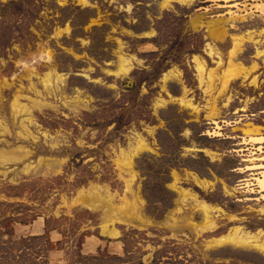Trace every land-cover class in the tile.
Returning <instances> with one entry per match:
<instances>
[{
	"label": "rangeland",
	"instance_id": "rangeland-1",
	"mask_svg": "<svg viewBox=\"0 0 264 264\" xmlns=\"http://www.w3.org/2000/svg\"><path fill=\"white\" fill-rule=\"evenodd\" d=\"M263 49L264 0H0V264H264L214 240L264 241Z\"/></svg>",
	"mask_w": 264,
	"mask_h": 264
},
{
	"label": "bare ground",
	"instance_id": "bare-ground-1",
	"mask_svg": "<svg viewBox=\"0 0 264 264\" xmlns=\"http://www.w3.org/2000/svg\"><path fill=\"white\" fill-rule=\"evenodd\" d=\"M260 6H261V3H260ZM210 30L214 32V28L210 27ZM249 38V37H248ZM239 47V42H236L235 45L232 47L234 48L233 51H231L232 53H236V51H238V48ZM240 50V49H239ZM264 50V49H263ZM262 51V50H261ZM260 52V51H259ZM234 55V54H233ZM231 64H232V61H231ZM234 65V64H233ZM124 68V65L121 64L120 65V69H123ZM202 68V65L198 62V69L200 70ZM240 69V68H239ZM125 70V69H124ZM202 70V69H201ZM237 70V69H236ZM118 72V71H117ZM201 72V71H200ZM228 73V72H226ZM235 73V72H234ZM237 73V71H236ZM238 74V73H237ZM234 76V75H233ZM47 81H49V77H45L44 78V82L47 83ZM13 107L18 110V109H21L23 107V104H21L19 102V100L17 99V97L14 99L13 101ZM190 104V103H189ZM263 137V136H262ZM144 144V143H143ZM143 144L142 143H139L138 144V147L137 148H142L143 147ZM122 161V160H121ZM262 168H264V163H261L260 164ZM256 179V183L259 187V189L261 191L264 192V170L261 171V175L259 176H256L255 177ZM198 205H199V208L202 209L205 213H207V210H208V206L205 202L199 200L198 201ZM211 207V206H210ZM213 208V207H212ZM205 215V214H204ZM209 224V223H208ZM211 225V223H210ZM104 230V229H103ZM239 229L236 227L234 230H230L229 233L225 234V235H222L220 237H218L217 239L215 238L214 240L218 243H223V242H232V243H235V244H243V245H249V246H253V247H256L258 249H260L261 251L263 250L264 251V241H259V239L257 237H255L254 235H252L251 233H242L240 231H238ZM115 229L113 228L110 232H114ZM107 232V230H106Z\"/></svg>",
	"mask_w": 264,
	"mask_h": 264
},
{
	"label": "trees",
	"instance_id": "trees-1",
	"mask_svg": "<svg viewBox=\"0 0 264 264\" xmlns=\"http://www.w3.org/2000/svg\"><path fill=\"white\" fill-rule=\"evenodd\" d=\"M32 237H38L37 235H33ZM24 239V238H23ZM44 264H48V262L46 261Z\"/></svg>",
	"mask_w": 264,
	"mask_h": 264
}]
</instances>
